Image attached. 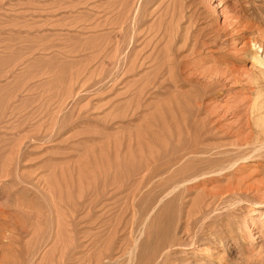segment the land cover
<instances>
[{
	"label": "rangeland",
	"instance_id": "1",
	"mask_svg": "<svg viewBox=\"0 0 264 264\" xmlns=\"http://www.w3.org/2000/svg\"><path fill=\"white\" fill-rule=\"evenodd\" d=\"M253 54L264 0H0V264H264Z\"/></svg>",
	"mask_w": 264,
	"mask_h": 264
},
{
	"label": "bare ground",
	"instance_id": "2",
	"mask_svg": "<svg viewBox=\"0 0 264 264\" xmlns=\"http://www.w3.org/2000/svg\"><path fill=\"white\" fill-rule=\"evenodd\" d=\"M255 53V52H254ZM254 55V54H253ZM253 61H255V63L256 62H258L260 65H264V57H260L258 54H255L254 55V60ZM196 155H198V154H196ZM183 162V161H182ZM180 164V163H179ZM233 164V163H232ZM219 174V173H218ZM182 181H187V179H185L184 178V180H182ZM192 181H193V179H192ZM17 235V234H16ZM15 239V238H14ZM55 250V249H54ZM58 262V261H57ZM61 263V262H60ZM63 264V263H62Z\"/></svg>",
	"mask_w": 264,
	"mask_h": 264
}]
</instances>
